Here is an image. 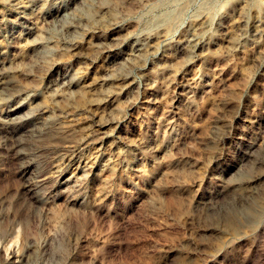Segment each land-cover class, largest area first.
Wrapping results in <instances>:
<instances>
[{
  "label": "rangeland",
  "instance_id": "374dc122",
  "mask_svg": "<svg viewBox=\"0 0 264 264\" xmlns=\"http://www.w3.org/2000/svg\"><path fill=\"white\" fill-rule=\"evenodd\" d=\"M80 1L0 0V264H264V0Z\"/></svg>",
  "mask_w": 264,
  "mask_h": 264
},
{
  "label": "bare ground",
  "instance_id": "6f19581e",
  "mask_svg": "<svg viewBox=\"0 0 264 264\" xmlns=\"http://www.w3.org/2000/svg\"><path fill=\"white\" fill-rule=\"evenodd\" d=\"M92 2V1H91ZM73 3V2H72ZM94 3V2H93ZM56 4V3H55ZM54 4V5H55ZM63 4V3H62ZM75 4V3H74ZM96 4H97V2H95V6H96ZM76 6H73L74 7V9L73 10H71V11H67V12H65V13H63L62 14V16H61V18H60V21L62 22V23H64V24H68L69 26H70V28H71V32L73 33V34H75V33H77L79 30L78 29H80V25H78V24H76V23H74L73 22V19H76L77 18V13L80 11V13L82 12V11H84V9L87 7V6H90L91 4L88 2V0H81L80 1V3H78V4H75ZM92 5H94V4H92ZM91 5V6H92ZM97 5H99V4H97ZM105 5V4H104ZM70 7V6H69ZM100 8H101V5L99 6ZM93 8V7H92ZM62 9V8H61ZM67 9V8H66ZM71 8H69V10H70ZM77 12V13H76ZM90 12V11H89ZM118 13H119V11H118ZM79 14V13H78ZM55 15V14H54ZM60 15V14H59ZM119 15V14H118ZM79 16H80V14H79ZM84 16H86V15H84ZM109 16V15H108ZM79 19V18H78ZM77 21V20H76ZM83 21V24H84V19L82 20ZM116 21V20H115ZM170 21V20H169ZM168 21V23L170 24V22ZM90 22V21H89ZM109 24V23H108ZM68 26V27H69ZM112 26V25H111ZM110 26V27H111ZM168 26V25H167ZM53 28V27H52ZM67 28V27H66ZM87 29V28H86ZM52 30V29H51ZM53 31V30H52ZM68 32H69V30H68ZM71 34V33H70ZM74 36V35H73ZM77 36V35H76ZM192 42V41H191ZM194 42V41H193ZM230 43H231V41H230ZM192 47V46H191ZM199 47V46H198ZM188 48H189V46H188ZM193 48V47H192ZM146 50V49H145ZM148 50V49H147ZM187 52V51H186ZM145 55V54H144ZM3 68H4V66H3ZM5 70H6V67H5ZM4 70V71H5ZM7 72V71H6ZM7 74V73H6ZM3 75V74H2ZM2 75L0 74V80H1V78H2ZM8 76H9V74H7ZM12 75V74H11ZM10 75V76H11ZM7 78V77H6ZM8 79H9V77H8ZM2 82V81H1ZM4 83V82H3ZM6 83H7V81H6ZM9 84V83H8ZM10 87V86H9ZM15 88V87H14ZM10 91H11V89H10ZM220 119V118H219ZM218 119V120H219ZM221 120V119H220ZM215 122V121H214ZM215 126H217V125H215ZM227 127V126H226ZM215 130V129H214ZM57 131V130H56ZM9 132V131H8ZM10 135V134H9ZM15 135V134H14ZM8 137V136H7ZM12 139H13V137H12ZM251 145V144H250ZM16 149H18V147L16 148ZM15 149V150H16ZM251 149V148H250ZM247 150V149H246ZM249 150V149H248ZM251 152V151H250ZM254 152V151H253ZM245 153V152H244ZM247 155V154H246ZM247 160V159H246ZM248 161V160H247ZM240 172V171H239ZM239 172H237V174L239 173ZM241 175V174H240ZM240 175H238V176H240ZM234 176V175H233ZM235 177V176H234ZM237 177V176H236ZM232 179V178H231ZM230 179V180H231ZM241 179V178H240ZM234 181H236V180H234ZM261 182V181H260ZM237 183V182H236ZM249 183V182H248ZM251 183V182H250ZM233 184V183H232ZM238 184V183H237ZM240 184V183H239ZM257 184H258V182H257ZM260 184V183H259ZM254 186L255 184H254V182H253V184H251V186ZM230 186V185H229ZM232 188V187H231ZM227 189V188H226ZM235 189H237V188H235ZM240 189V188H239ZM223 190V189H222ZM225 190V189H224ZM242 190V189H241ZM253 191V190H252ZM251 191V192H252ZM230 192V191H229ZM232 192V191H231ZM237 192L238 191H236V196L238 195L237 194ZM242 192V191H241ZM225 193V192H224ZM228 193V192H227ZM246 193H247V191H246ZM245 193V194H246ZM250 193V192H249ZM255 193V192H254ZM230 194V193H229ZM240 194V193H239ZM256 194V193H255ZM234 195V194H233ZM217 196V195H216ZM215 196V197H216ZM222 196V195H221ZM226 196V195H225ZM224 196V197H225ZM235 196V195H234ZM249 196V195H248ZM251 196V195H250ZM223 197V196H222ZM221 197V198H222ZM227 197V196H226ZM225 197V198H226ZM238 197V196H237ZM236 197V198H237ZM242 197V196H241ZM218 198V197H217ZM255 198H259V197H255ZM212 199V198H211ZM227 199V198H226ZM239 199H241V198H239ZM210 202V201H209ZM231 202V201H230ZM242 202V201H241ZM259 202V201H258ZM229 203V202H228ZM250 203V202H249ZM212 204V203H211ZM210 203H209V205H211ZM227 204V203H226ZM230 204V203H229ZM232 204V203H231ZM241 204V203H240ZM252 204V203H251ZM225 206V205H224ZM233 206V205H232ZM235 206V205H234ZM222 208H223V205H222ZM225 208V207H224ZM231 208V207H230ZM234 208V207H233ZM245 209V208H244ZM225 210V209H224ZM242 210V209H241ZM216 211V210H215ZM223 212H225V211H223ZM250 212V211H249ZM259 212V211H258ZM229 214V213H228ZM233 214V213H232ZM241 214V213H240ZM248 214V213H247ZM251 214H253V213H251ZM260 214V213H259ZM246 215V214H245ZM252 216V215H251ZM254 216V215H253ZM259 216V215H258ZM246 217H247V215H246ZM242 218V217H241ZM252 218V217H251ZM243 219V218H242ZM245 220H247V218H244ZM249 219H250V217H249ZM248 219V220H249ZM253 219V218H252ZM251 219V220H252ZM255 219V218H254ZM253 219V220H254ZM228 221V220H227ZM236 221V220H235ZM244 221V220H243ZM257 221V220H256ZM259 221V220H258ZM228 222H230V221H228ZM228 222H227V225H229L228 224ZM233 222V221H232ZM245 222V221H244ZM252 224H253V222H251ZM250 223V221H249V223L248 224H251ZM226 225V226H227ZM238 225V224H237ZM245 225V224H244ZM230 226V225H229ZM233 226V225H232ZM255 226V225H254ZM246 227V226H245ZM244 227V228H245ZM255 227H257V226H255ZM248 229V228H247ZM249 229H250V227H249ZM245 230H246V228H245ZM236 233H237V231H235ZM241 233V232H240Z\"/></svg>",
  "mask_w": 264,
  "mask_h": 264
}]
</instances>
